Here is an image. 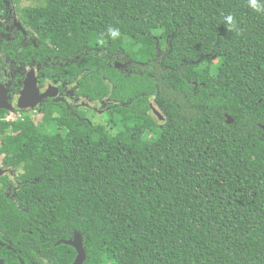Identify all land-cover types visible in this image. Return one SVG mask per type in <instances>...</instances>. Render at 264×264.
<instances>
[{"label":"trees","instance_id":"trees-1","mask_svg":"<svg viewBox=\"0 0 264 264\" xmlns=\"http://www.w3.org/2000/svg\"><path fill=\"white\" fill-rule=\"evenodd\" d=\"M34 2L21 14L45 71L120 103L106 126L52 104L0 115L21 208L0 192V242L25 263L76 232L84 264H264V0ZM119 54L144 72L123 78Z\"/></svg>","mask_w":264,"mask_h":264},{"label":"flooded vegetation","instance_id":"flooded-vegetation-1","mask_svg":"<svg viewBox=\"0 0 264 264\" xmlns=\"http://www.w3.org/2000/svg\"><path fill=\"white\" fill-rule=\"evenodd\" d=\"M22 1L24 0H0V115L7 112L3 118L4 122H10L6 120L10 114L29 113L31 111L29 107L33 104L36 105L33 112L37 109L40 114L44 106L46 109L52 104L60 109L64 108L68 115L82 118L87 123H93L96 115L106 116V113L114 110L120 102L110 98L109 94L96 99L89 94L90 92L82 93L79 85L83 74L81 71L69 70L63 79L60 75L49 74L45 71L49 62V58H45V43L38 41L31 28L25 24L21 12L31 5L22 6ZM28 1L36 4L34 0ZM158 53L162 55L164 50H159ZM115 60L117 62H114V69L119 74H123V78L133 73L144 72L134 69L131 62L121 54L115 55ZM27 86L31 89L29 94L25 90ZM156 103L154 99L149 100V113L155 124L160 127L165 117L159 111V104ZM18 107L23 110H19ZM103 124L107 125L105 119H103ZM0 170L4 172L2 177H6L5 181H0V192L3 198L11 202L14 209H21L15 203L13 195L19 186L16 181V172L3 166L1 158ZM58 241H71L73 245H59ZM58 241L52 246L44 242L41 246V256L36 255V261L31 259L28 263L21 260L10 241L4 240L0 243L5 245L4 249L12 253L10 264H74L79 256L77 248L80 247L86 259L83 237L79 233L68 232L66 238ZM8 247L11 250H8ZM31 247L28 246V248ZM0 261L4 264L3 260L0 259Z\"/></svg>","mask_w":264,"mask_h":264},{"label":"water","instance_id":"water-1","mask_svg":"<svg viewBox=\"0 0 264 264\" xmlns=\"http://www.w3.org/2000/svg\"><path fill=\"white\" fill-rule=\"evenodd\" d=\"M25 90H26V93L29 94V92H30L31 89H29V87L27 86V87L25 88ZM35 107H36V105L33 104V105H31V106L29 107V110H33V109H35ZM3 108L6 109L5 107H3ZM18 109H19V110H23V108H21V107H18ZM6 110H9V109H6ZM225 118H226V124H231V123L233 122V120H232L229 116H225ZM260 129L262 130L263 135H264V126H261ZM3 174H4V172L0 170V177H2ZM58 244H59V243H58ZM62 244L73 245V243H72L71 241H65V242H62ZM0 246H1V247H4V245H3L2 243H0ZM7 249H8V250H11L10 247H8ZM77 251L79 252V256H78V258L76 259V261H75L74 264H82L83 261H84V259H85L84 252H83V250H81V247H80V248H77ZM0 264H2L1 261H0Z\"/></svg>","mask_w":264,"mask_h":264},{"label":"rangeland","instance_id":"rangeland-1","mask_svg":"<svg viewBox=\"0 0 264 264\" xmlns=\"http://www.w3.org/2000/svg\"><path fill=\"white\" fill-rule=\"evenodd\" d=\"M21 5L22 6H28V5L35 6L33 3L29 2L28 0L27 1L26 0L22 1ZM29 112L30 113H28V114L30 115V117H32L33 120L37 122L38 121V116H39V113H38L39 111H37V109H36L35 112H33V110H31ZM103 119H105V115H103L102 117L99 116V115H96L93 123L94 124H103Z\"/></svg>","mask_w":264,"mask_h":264},{"label":"clouds","instance_id":"clouds-1","mask_svg":"<svg viewBox=\"0 0 264 264\" xmlns=\"http://www.w3.org/2000/svg\"><path fill=\"white\" fill-rule=\"evenodd\" d=\"M250 6H251L253 9H256L257 11H260V10H261L260 7L257 5L256 0H250ZM226 19H227V22H228L229 24H232V22H233V17L228 16ZM108 32H109L110 36L113 37V38H116V37H118V36L120 35V32H119L118 29H111V28H110V29L108 30Z\"/></svg>","mask_w":264,"mask_h":264},{"label":"built area","instance_id":"built-area-1","mask_svg":"<svg viewBox=\"0 0 264 264\" xmlns=\"http://www.w3.org/2000/svg\"><path fill=\"white\" fill-rule=\"evenodd\" d=\"M6 120L7 121H10V122L22 121L23 120V117H22L21 113L16 112V113H13V114L8 115V117L6 118Z\"/></svg>","mask_w":264,"mask_h":264}]
</instances>
